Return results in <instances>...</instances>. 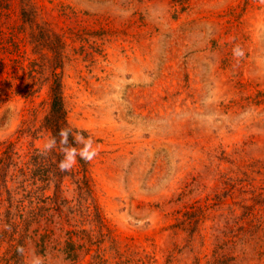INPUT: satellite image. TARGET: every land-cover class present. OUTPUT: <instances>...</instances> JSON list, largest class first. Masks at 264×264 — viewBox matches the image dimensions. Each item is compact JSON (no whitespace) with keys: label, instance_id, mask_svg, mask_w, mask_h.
<instances>
[{"label":"rangeland","instance_id":"374dc122","mask_svg":"<svg viewBox=\"0 0 264 264\" xmlns=\"http://www.w3.org/2000/svg\"><path fill=\"white\" fill-rule=\"evenodd\" d=\"M35 1L52 32H29L17 2L0 15V155L12 145L17 163L7 186L22 196L17 170L50 138L53 73L69 126L98 155L89 198L71 176L78 161L60 184L67 221L17 227L19 264H264V2ZM1 191L0 264H13Z\"/></svg>","mask_w":264,"mask_h":264},{"label":"trees","instance_id":"16d2710c","mask_svg":"<svg viewBox=\"0 0 264 264\" xmlns=\"http://www.w3.org/2000/svg\"><path fill=\"white\" fill-rule=\"evenodd\" d=\"M14 2H17L20 9L21 20L28 26L29 32H52L50 29H46L45 22H39L35 0H0V15L5 7L7 9V6H10L12 3L14 4ZM56 37L57 36L53 33H49L47 37V47L55 54L54 71L57 67L56 63L57 65L60 64L56 62L58 61L59 55L58 46L56 45L58 39ZM52 76L54 79L50 86L49 109L43 118L42 127L49 133L50 137L56 136L57 146L48 153L35 149L29 158L30 168L17 170L19 176L23 178L19 181L17 187L22 192V196L19 199H16L15 196L12 195L13 192L8 188L6 181L7 169L17 166V163L14 161L16 153L13 150V146L7 145L0 155V193L2 192L1 189H3L6 196L4 199L6 208L2 220L3 225H5L8 230L10 229L12 231V233L8 232L3 238L9 239V241L12 242L9 244L8 250L14 248V253L10 257L13 264H19L21 261L20 253L17 251V249L20 248V241L19 239L13 238V233L16 231L17 227L27 230L31 224H39L40 219L44 217L43 215H48V213L55 214L59 220L65 221L69 219V215L74 213L71 208H68V202L63 199L62 189L60 188L63 179L70 174L68 171L61 172L58 168L59 161L63 159V153L60 151L61 145L59 144L58 133L61 128H70L72 134L69 136V145L79 149V144L74 142V135L79 131L72 129L67 122L62 85L56 73H53ZM77 161L80 166V171L71 174V176L77 177L81 173V177L76 180L77 190L79 193L82 192L89 198L91 186L86 176L87 163L80 160L79 156L77 157ZM27 182H31V188L29 190L25 187ZM50 186L53 188L52 194L46 196L45 192ZM79 193L78 197H80ZM26 201L28 203L27 205L25 203ZM92 211L91 214L99 219L97 211ZM44 219L46 224L50 221V217L45 216ZM49 232L52 233L50 229L46 228V234ZM66 235H70V237L66 243L65 254L68 258L74 260L76 258L77 248L72 241V236L74 237L76 233L71 230L67 231ZM47 237L46 235V238Z\"/></svg>","mask_w":264,"mask_h":264},{"label":"clouds","instance_id":"9594fccd","mask_svg":"<svg viewBox=\"0 0 264 264\" xmlns=\"http://www.w3.org/2000/svg\"><path fill=\"white\" fill-rule=\"evenodd\" d=\"M264 2V0H262ZM234 54L243 56V52L234 49ZM72 134L70 128H61L59 136V144L61 145L60 151L63 153V159L58 163V168L61 172H67L72 169L73 166L77 163V157L79 156L80 160L84 162H91L94 157L98 155L97 148L93 147L94 141L91 137L85 138L82 133H75L74 142L77 144H82L83 147L77 149L74 146L69 145V136ZM57 146L56 136L50 137L44 145L43 152H51ZM19 253H23V248H18ZM33 264H40L39 259L33 260Z\"/></svg>","mask_w":264,"mask_h":264}]
</instances>
